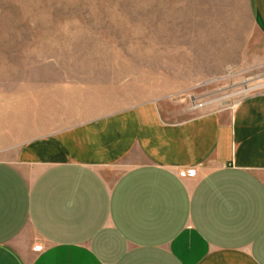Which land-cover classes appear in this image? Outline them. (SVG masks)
I'll use <instances>...</instances> for the list:
<instances>
[{"label":"crops","instance_id":"crops-1","mask_svg":"<svg viewBox=\"0 0 264 264\" xmlns=\"http://www.w3.org/2000/svg\"><path fill=\"white\" fill-rule=\"evenodd\" d=\"M184 111L150 100L0 142V264H264V90Z\"/></svg>","mask_w":264,"mask_h":264},{"label":"rangeland","instance_id":"rangeland-1","mask_svg":"<svg viewBox=\"0 0 264 264\" xmlns=\"http://www.w3.org/2000/svg\"><path fill=\"white\" fill-rule=\"evenodd\" d=\"M257 90L264 38L249 0H0L5 151L145 101L184 117Z\"/></svg>","mask_w":264,"mask_h":264},{"label":"built area","instance_id":"built-area-1","mask_svg":"<svg viewBox=\"0 0 264 264\" xmlns=\"http://www.w3.org/2000/svg\"><path fill=\"white\" fill-rule=\"evenodd\" d=\"M195 173H196L195 168H188V169H185V170L181 171L182 175H187V176H194ZM35 249L36 250H40L41 246H36Z\"/></svg>","mask_w":264,"mask_h":264}]
</instances>
